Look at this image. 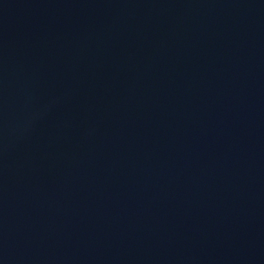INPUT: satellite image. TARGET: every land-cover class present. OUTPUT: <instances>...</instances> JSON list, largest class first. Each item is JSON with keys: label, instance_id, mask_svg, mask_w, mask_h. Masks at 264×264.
I'll return each instance as SVG.
<instances>
[{"label": "water", "instance_id": "95a60500", "mask_svg": "<svg viewBox=\"0 0 264 264\" xmlns=\"http://www.w3.org/2000/svg\"><path fill=\"white\" fill-rule=\"evenodd\" d=\"M0 264H264V0H0Z\"/></svg>", "mask_w": 264, "mask_h": 264}]
</instances>
